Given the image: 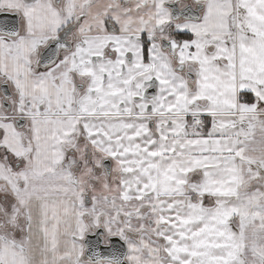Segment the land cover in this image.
I'll return each mask as SVG.
<instances>
[{"label":"snow or ice","instance_id":"obj_1","mask_svg":"<svg viewBox=\"0 0 264 264\" xmlns=\"http://www.w3.org/2000/svg\"><path fill=\"white\" fill-rule=\"evenodd\" d=\"M0 264H264V0H0Z\"/></svg>","mask_w":264,"mask_h":264}]
</instances>
